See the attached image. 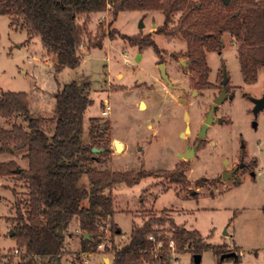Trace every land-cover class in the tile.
<instances>
[{
	"label": "rangeland",
	"instance_id": "1",
	"mask_svg": "<svg viewBox=\"0 0 264 264\" xmlns=\"http://www.w3.org/2000/svg\"><path fill=\"white\" fill-rule=\"evenodd\" d=\"M192 1L201 4V0ZM178 16L179 13L174 17L176 21ZM111 19L109 9L93 12L88 17L80 16L79 23L86 22L88 30L78 51L81 63L58 72L55 57L47 52L40 37L29 36L19 17L0 14V97L3 92H28L33 114L50 117L54 113L55 93L61 86L71 82L86 85L92 104L84 115L83 137L88 139L91 119L95 118V124L102 126L101 141L109 144L111 150L107 156L95 154L100 158L94 164L96 169L148 173L172 168L171 164L178 160L176 151L181 149L178 131L185 124L182 114L187 112L186 121L194 131L198 129L219 89L216 84L204 86L197 82L199 73L189 64L184 65L189 60L184 37L155 32L164 23L162 10H127L120 12L114 22ZM142 22L145 25L141 28ZM148 34L155 38L158 54L153 46L141 48L123 38V35ZM97 42H102V47L95 46ZM238 47L236 38L224 33L221 50L208 52L206 57L210 81L215 83L221 79L224 68L230 82L237 87L236 97L221 105L225 123L215 124L210 130L219 140L216 151L220 156L215 164H209L208 152L189 163L185 173L182 172L185 177L182 182L153 174L131 186L121 184L106 190L114 199L115 213L105 221L98 220L105 239L97 249L90 245L91 249L84 251L86 238L78 218L74 217L69 224L62 264H112L111 254L105 251L113 236L111 223L121 231L114 241L124 244L134 226L141 225L151 215L160 214L198 230L205 241L222 247V254L236 252L235 257L222 259L214 249H202L200 264H264V154L257 168V179L235 183L207 178L212 176V171L223 167L222 161H226L227 168L231 166L228 160L237 159L234 150L239 148V133L253 144L262 140L264 147V109L259 113V125L255 129L250 112L253 103L242 95L244 92L254 98L264 95V68L259 71L256 82L246 83ZM162 62L166 63L171 85L160 77L158 64ZM106 103L111 110L108 116H103ZM160 126V135L167 137L164 146L154 135ZM0 127L11 128L3 118H0ZM116 141L123 144L122 150L116 149ZM24 154L0 153V164L15 160L19 167L27 169L29 162L23 158ZM17 175L0 174V258L14 254L13 264H18L20 254L13 251L17 247L14 223L10 220L16 213L13 188L19 193L26 191L25 182ZM82 182L88 183L86 176ZM195 254L190 249L177 252L175 256L179 259L175 264H196ZM8 258L4 259L6 264Z\"/></svg>",
	"mask_w": 264,
	"mask_h": 264
},
{
	"label": "trees",
	"instance_id": "2",
	"mask_svg": "<svg viewBox=\"0 0 264 264\" xmlns=\"http://www.w3.org/2000/svg\"><path fill=\"white\" fill-rule=\"evenodd\" d=\"M107 9L112 13L111 22L122 11L162 10L164 23L155 32L180 34L187 40L191 68L200 72L204 86H208L210 73L207 54L221 50L224 33L239 42L237 52L246 83L256 82L264 68V0H231L228 5L222 0H201L200 5L192 0H0V14L19 17L29 36H39L47 52L55 57L58 72L81 63L78 51L88 30L86 22L79 23V17ZM123 38L141 48L153 46L159 53L151 34ZM95 46L102 47V42ZM88 88L77 82L61 86L50 117L33 114L28 92H3L0 97V118L11 126L0 127V153L24 152L23 158L29 162L27 169L19 167L15 160L0 164V174H18L26 187L23 193L13 188L16 213L10 220L16 232L17 247L13 251L20 253L18 264H62L69 224L74 217L86 238L83 250L89 251L90 245L97 249L105 239L98 220L105 221L115 213L114 199L106 190L121 184L131 186L153 174L171 175L174 182L185 180L181 172L96 169L94 164L100 158L93 149H103L99 152L103 156L111 150L109 144L102 143V126L95 124V118L91 119L88 139L83 137L84 115L92 104ZM17 168L21 171L17 172ZM85 176L87 184L82 182ZM110 230L113 236L105 251L111 254L112 264H167L172 259L168 251L170 238L175 241L178 254L189 249L201 254L207 248L219 256L223 252L222 247L205 241L198 230L177 224L169 215H151L133 227L124 244L114 241L121 234L119 228L111 223ZM6 256L7 264H13L14 254L0 258V264H6Z\"/></svg>",
	"mask_w": 264,
	"mask_h": 264
},
{
	"label": "flooded vegetation",
	"instance_id": "3",
	"mask_svg": "<svg viewBox=\"0 0 264 264\" xmlns=\"http://www.w3.org/2000/svg\"><path fill=\"white\" fill-rule=\"evenodd\" d=\"M189 59V58H188ZM183 64V61H181ZM180 62V63H181ZM165 64V71H166V63L162 62ZM162 63L158 64V70L159 66L162 65ZM190 65L191 67V62L190 59L188 61H185L184 65ZM192 70H194L193 68H191ZM223 70V76L221 79H219L218 81H216L214 83V81H210V74L211 71L209 73V77L207 79V84L208 86H214L215 84L217 85L219 92L218 94L214 95V98L218 95H220L223 90L225 89L226 94H225V99L223 100H233L236 97V91H237V87L234 86L231 82H230V77L227 73V71L222 68ZM195 72L199 73V78L197 79L200 84H201V75L200 72L198 70H194ZM225 71H226V75H225ZM167 72V71H166ZM168 73V72H167ZM169 76V74H168ZM227 76V77H226ZM160 77H162V71H160ZM170 77V76H169ZM164 79V78H163ZM227 79V81L224 83V81ZM167 84L171 85V83H169L166 79H164ZM171 80V79H170ZM243 97L250 99L251 103H253L252 108L250 109V112L252 114V124L253 127L255 129H257L259 123H258V116L259 113L262 111H259L258 113H255L254 109L255 107L258 105V103L254 102V97L250 94V93H242ZM264 96V95H263ZM261 97H256V98H262ZM214 98H212L211 100V105L209 106V110L212 108V106L214 105ZM222 102V103H223ZM141 103V102H140ZM222 103L218 104L215 106L214 108V113H213V119H214V123L211 124L207 130L205 135H201L200 131L202 130V126L204 124V119L207 116L208 112L204 115L202 122L200 123V126L198 127V129H196L195 131L193 130V127L191 125V123H189L188 121H186V117H185V112L182 114L184 115V126L183 128H181L180 131H178V139L181 140V145L179 150L176 151V156L178 158L177 161H175L173 164H171V166H173L172 168H165V169H157V171H161V172H165L167 171L168 173H177V172H183L185 173V171L187 170V167L189 165V163H191L193 160H197L199 156H201L202 154H206V153H210V160H209V164H215L216 159L219 158L220 155H218V152L216 151L217 146L219 145V140L215 137L212 136L210 130L211 128L215 125V124H224L225 123V118L223 117V114L221 113V105ZM164 105V104H163ZM189 116V114H188ZM188 123L190 125V130L187 131V126ZM161 133V126L160 129H155L154 131V135L156 137V139H158V143L161 146H164V144L166 143V135L162 136L160 135ZM239 137V148L234 150L235 151V156H237L236 160H228V164L231 165L229 167H225V160L222 161L221 165H223V167L219 170L212 171V176H207L208 179L212 180V181H221V180H228L231 182H235V183H240L243 180L247 179V178H251V179H257L258 177V171L257 168L260 166L261 164V159H262V154H264V147H263V141L259 140L256 144H253V142H251L250 140H248V138L244 137L242 133L238 134ZM211 174V173H210ZM162 178H167L168 180L172 181V177L171 175H165V176H161ZM227 178V179H225Z\"/></svg>",
	"mask_w": 264,
	"mask_h": 264
},
{
	"label": "water",
	"instance_id": "4",
	"mask_svg": "<svg viewBox=\"0 0 264 264\" xmlns=\"http://www.w3.org/2000/svg\"><path fill=\"white\" fill-rule=\"evenodd\" d=\"M225 4H227L228 5V3H230V1L231 0H222ZM199 5H200V3H199ZM144 23L142 22L141 23V28L142 27H144ZM156 24H154V26H155ZM222 41H223V39H222ZM159 69H160V71H162V77L164 78V79H166L169 83H171V80H170V77L168 76V73L165 71V64L164 63H162V65H160L159 66ZM225 75H226V71H225ZM227 77V76H226ZM227 81V79L224 81V83ZM225 94H226V91H225V89L223 90V92L220 94V95H218V96H216L215 98H214V102H213V106H212V108L210 109V111L208 112V114H207V116L205 117V119H204V124H203V126H202V130L200 131V134L201 135H205V133H206V130H207V128L211 125V124H213L214 123V119H213V113H214V108H215V106L216 105H218V104H220V103H222L223 102V100L225 99ZM182 100V99H181ZM254 102L255 103H258V105L255 107V109H254V111H255V113H258L259 111H261V110H263L264 109V96L262 97V98H254ZM142 103L143 102H141V105H142ZM185 117H188V113L187 112H185ZM190 130V125H189V123H188V126H187V131H189ZM120 143L118 142V141H116L115 142V147H116V149L117 150H119L120 149ZM103 149H101V148H98V147H96V148H94L93 149V152L94 153H97V152H100V151H102ZM16 171L17 172H20L21 171V169L20 168H17L16 169ZM225 179H227V178H225ZM14 234V231H13V233H12V235ZM86 236H88V234H86ZM235 255H236V252H228V253H223L222 255H221V257H222V259H225V258H229V257H235ZM194 257H195V261H196V264H200V262H201V255L200 254H195L194 255Z\"/></svg>",
	"mask_w": 264,
	"mask_h": 264
},
{
	"label": "built area",
	"instance_id": "5",
	"mask_svg": "<svg viewBox=\"0 0 264 264\" xmlns=\"http://www.w3.org/2000/svg\"><path fill=\"white\" fill-rule=\"evenodd\" d=\"M110 110H111V107H109V105L106 103L105 109L102 111V115L108 116L110 114ZM149 238L155 240L154 235H150ZM169 241L170 242H169L168 251H169V254L172 255L171 256L172 259L167 264H175L178 261V259L176 258L178 256H175V253H177L176 243H175V241H173L172 238H170ZM158 246L159 247L163 246V242L160 241ZM173 254H174V256H173Z\"/></svg>",
	"mask_w": 264,
	"mask_h": 264
},
{
	"label": "bare ground",
	"instance_id": "6",
	"mask_svg": "<svg viewBox=\"0 0 264 264\" xmlns=\"http://www.w3.org/2000/svg\"><path fill=\"white\" fill-rule=\"evenodd\" d=\"M140 106H142V108H146V104L145 103H142V105L140 104ZM118 142L121 145L119 150H122L123 149V144L120 141H118Z\"/></svg>",
	"mask_w": 264,
	"mask_h": 264
},
{
	"label": "crops",
	"instance_id": "7",
	"mask_svg": "<svg viewBox=\"0 0 264 264\" xmlns=\"http://www.w3.org/2000/svg\"><path fill=\"white\" fill-rule=\"evenodd\" d=\"M56 93H57V92H56ZM56 93H55V94H56ZM55 99H56V98H55ZM55 103H56V102H55ZM54 107H55V106H54ZM30 109H31V108H30ZM54 109H55V108H54Z\"/></svg>",
	"mask_w": 264,
	"mask_h": 264
}]
</instances>
